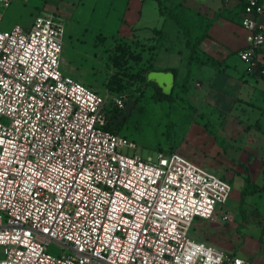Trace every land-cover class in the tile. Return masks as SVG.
I'll return each mask as SVG.
<instances>
[{
  "label": "built area",
  "instance_id": "1",
  "mask_svg": "<svg viewBox=\"0 0 264 264\" xmlns=\"http://www.w3.org/2000/svg\"><path fill=\"white\" fill-rule=\"evenodd\" d=\"M245 2L239 57L253 63L264 2ZM11 5L0 0V264H254L191 238L197 219L230 218L218 205L231 182L108 130L129 100L61 71L60 15L2 29Z\"/></svg>",
  "mask_w": 264,
  "mask_h": 264
},
{
  "label": "crops",
  "instance_id": "2",
  "mask_svg": "<svg viewBox=\"0 0 264 264\" xmlns=\"http://www.w3.org/2000/svg\"><path fill=\"white\" fill-rule=\"evenodd\" d=\"M29 1L12 0L10 8ZM86 1L45 0V10L34 2L29 16L22 19L23 26L9 22L8 27L30 28L40 12L79 15L83 9L77 11V6ZM88 1L92 8L85 21L94 22L105 37L132 40L140 48L146 74L176 70L177 98L170 105L176 115L173 126L182 122L181 127H187L181 145L188 153L183 154L230 182L242 181L238 207L250 179L259 192L247 196L245 204L260 212L259 204L264 203V47L253 63L239 57L249 36L242 25L243 1L161 0V6L157 0ZM171 13L189 28L194 41L207 34L190 64L192 51ZM259 21L264 25V17Z\"/></svg>",
  "mask_w": 264,
  "mask_h": 264
},
{
  "label": "rangeland",
  "instance_id": "3",
  "mask_svg": "<svg viewBox=\"0 0 264 264\" xmlns=\"http://www.w3.org/2000/svg\"><path fill=\"white\" fill-rule=\"evenodd\" d=\"M44 1L14 3L4 14L6 19L2 29H9V22L23 26L22 19L29 16L34 2L38 3L37 8L45 10ZM77 7V11L83 9L81 14L73 12L72 16L62 15L66 32L61 71L102 95L126 97L135 102L132 114L123 123L120 134L134 140L140 153L147 154L161 148L174 150L191 160L183 154L188 153V148L181 145V137L187 127H181L182 122L173 126L176 115L172 113L170 102L158 101L156 89L146 80L140 48L132 40L105 37L94 22L85 21L89 18L92 2L87 0ZM17 12L21 13L19 17ZM225 179L230 181L229 178ZM241 186L242 181L239 179L231 181L228 202L218 205V209L222 207L230 214V218L218 215L214 221L197 219L191 229V238L254 264H264V203L259 204L260 212L252 205L238 207ZM261 200L264 201V198ZM57 251V247H49L53 255Z\"/></svg>",
  "mask_w": 264,
  "mask_h": 264
},
{
  "label": "trees",
  "instance_id": "4",
  "mask_svg": "<svg viewBox=\"0 0 264 264\" xmlns=\"http://www.w3.org/2000/svg\"><path fill=\"white\" fill-rule=\"evenodd\" d=\"M159 2V5H162V1L161 0H157ZM243 4L245 5L246 2L245 0H242ZM261 2H264V0H260ZM161 13H162V8H161ZM171 17L176 21V23L184 30L185 36L187 38V46L191 49L192 51V55H191V59L189 61V64L195 59L194 58V54L196 53L197 49L199 48L202 39L207 36V34H205L202 38H198L195 41L193 40L191 34H190V30L189 28L184 25L182 23V21L180 20L179 16L176 14L171 13ZM174 73L176 74V70H174ZM157 91V99L158 101H167V102H174L175 99L177 97L174 96V90L173 93L171 95H165L162 90L160 88H158L154 83H150ZM187 85H188V78L185 80L184 84H183V92L187 90ZM123 113V111H118L117 109H114L112 114L109 117V124L107 126V129L114 132V133H120L121 131V127L123 126V123H121L118 126H115L114 122L115 120H117L121 114ZM126 136V135H125ZM129 138V137H128ZM134 141V140H133ZM158 150H163V149H158ZM247 186L244 189V191L242 192V199H241V206L245 205V198L249 195H253L257 192H259V190L256 188V186L251 182L250 179L246 180Z\"/></svg>",
  "mask_w": 264,
  "mask_h": 264
},
{
  "label": "water",
  "instance_id": "5",
  "mask_svg": "<svg viewBox=\"0 0 264 264\" xmlns=\"http://www.w3.org/2000/svg\"><path fill=\"white\" fill-rule=\"evenodd\" d=\"M146 80L150 83H154L162 90L165 95H171L175 86V75L173 72H157L150 71L146 74ZM135 107L134 101H128L126 107L121 116L115 120V126L124 123L127 118L132 114L133 108Z\"/></svg>",
  "mask_w": 264,
  "mask_h": 264
}]
</instances>
